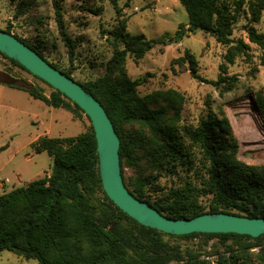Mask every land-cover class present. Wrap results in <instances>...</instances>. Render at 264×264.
Listing matches in <instances>:
<instances>
[{
	"label": "trees",
	"instance_id": "16d2710c",
	"mask_svg": "<svg viewBox=\"0 0 264 264\" xmlns=\"http://www.w3.org/2000/svg\"><path fill=\"white\" fill-rule=\"evenodd\" d=\"M103 1L110 2L119 19L122 9L118 0ZM178 1L187 13V26L181 25L174 35L148 40L144 36L132 37L126 31V20H117L119 22L111 33L113 55L107 63L106 73L95 81L79 84L100 102L114 125L121 140L119 153L124 184L135 198L174 220H190L205 214L264 219V167H251L239 161V145L228 120L210 114L196 127L182 126L179 133L175 124L181 121L184 96L168 90L140 98L137 88L145 80H131L125 67L129 56L143 59L155 47L174 45L197 31L227 46L226 59L233 64L235 57L247 55L250 49L243 41L232 39L233 26L241 14H245L246 8L251 22H259L264 0H235L232 4L227 0ZM54 7L61 37L74 55L76 43L67 33L60 2H55ZM5 32L11 34L9 28ZM247 33L249 41L264 51V33H258L251 26L247 27ZM33 50L45 59L39 51ZM0 56L32 75L16 60L1 52ZM177 62H188L192 77L207 82L198 75L197 61L188 51ZM51 65L60 71L56 65ZM63 73L73 79L70 72ZM6 80V76H1L0 85L8 86ZM207 83L219 88L221 94L232 91L234 87L227 77ZM8 87L27 92L33 99L49 107L64 109L75 117H79V113L85 114L51 86L53 92L49 97L26 81ZM257 103L264 114V99L259 97ZM161 104L164 106L158 110L154 107ZM169 112L173 117L168 116ZM134 125L150 134L147 141L144 142V132L136 138H133L135 134L127 132L126 127ZM143 142L147 149L145 156L155 167L172 160L191 168L195 164H192L190 149H198L206 174L202 177L201 187L192 183L166 190L156 187L153 195H149V189L152 190L149 178L138 175L126 181L125 167H138L139 159L134 156V149ZM5 148H0V152ZM30 148L34 154L47 153L52 158L51 174L0 195V254L8 251L26 260H36L39 264H210L209 260L182 252L179 246L164 238L188 240L198 237L205 242L221 238L243 248L264 247V235L256 239L237 234L175 236L142 226L130 218L103 190L92 125L77 137H40ZM98 194L103 203L97 198ZM203 198L207 199L206 204L201 203ZM207 255L208 258L213 257L212 253ZM261 258L264 261V254ZM216 264H237V261L233 256L228 258L222 254Z\"/></svg>",
	"mask_w": 264,
	"mask_h": 264
},
{
	"label": "rangeland",
	"instance_id": "374dc122",
	"mask_svg": "<svg viewBox=\"0 0 264 264\" xmlns=\"http://www.w3.org/2000/svg\"><path fill=\"white\" fill-rule=\"evenodd\" d=\"M227 1L232 4L235 0ZM55 2H60L67 33L76 43L74 55L61 37ZM118 4L122 9L119 19L110 2L103 0H0V30L5 32L9 28L11 35L39 51L60 71L70 72L78 83H86L106 73L107 63L113 55L111 33L119 22L117 20H126V31L132 37L144 36L148 40L174 35L181 25H188L187 13L178 0H118ZM96 10L101 11L96 13ZM249 26L258 33H264V11L260 21L252 23L246 8L245 14H241L233 26L232 39L243 41L250 47L247 55L235 57L233 64L226 59L229 52L227 46L197 31L174 45L155 47L143 59L129 56L125 67L131 80H145L137 88L140 98L168 90H175L184 96L181 121L175 124L179 133L182 126L196 127L201 119L210 114L218 119H227L239 145V161L261 168L264 167V114L257 100L259 97L264 99V51L249 41ZM187 51L197 61V72L202 79L212 82L227 77L233 82L232 91L221 94L216 86L194 79L189 63L177 62ZM1 76L26 81L47 97L53 92L48 85L0 56ZM163 106L154 107L158 110ZM168 116L173 117V113L169 112ZM91 125L85 114L79 113V117H75L71 112L33 99L27 92L0 85V148L6 146L0 152V195L50 176L53 160L47 153L34 154L29 146L33 141L44 136L77 137L87 132ZM126 130L135 134L133 138L144 132L138 125L127 126ZM143 134L145 142L150 134ZM144 142L134 149V156L139 159L138 167H125L126 181L138 175L149 178L152 183L149 195H153L156 187L166 190L185 183L201 187L202 177L206 174L198 149H190L192 164H195L191 168L172 160L155 167L145 156L147 149ZM97 198L103 203L100 194ZM201 203L206 204L207 199H201ZM164 239L179 246L182 252L209 260L210 264H213L212 257L208 258L207 253L216 258L215 264L222 254L228 258L233 256L237 264H264L261 258L264 247L243 248L221 238L207 242L198 237ZM186 258L189 259L188 255ZM0 264L39 263L5 251L0 254Z\"/></svg>",
	"mask_w": 264,
	"mask_h": 264
},
{
	"label": "water",
	"instance_id": "95a60500",
	"mask_svg": "<svg viewBox=\"0 0 264 264\" xmlns=\"http://www.w3.org/2000/svg\"><path fill=\"white\" fill-rule=\"evenodd\" d=\"M0 52L19 62L32 75L64 94L89 118L97 142L103 190L122 212L140 225L162 233L186 236L199 234H237L259 238L264 235V219L229 214H205L194 219L174 220L163 216L148 203L135 198L126 188L121 172V140L104 107L87 94L82 86L54 68L36 51L15 36L0 30ZM18 79L8 77L6 84L15 86Z\"/></svg>",
	"mask_w": 264,
	"mask_h": 264
},
{
	"label": "built area",
	"instance_id": "2783aa9c",
	"mask_svg": "<svg viewBox=\"0 0 264 264\" xmlns=\"http://www.w3.org/2000/svg\"><path fill=\"white\" fill-rule=\"evenodd\" d=\"M215 260H216V258H215V257H212V258H211V261H212V263H213V264H215V263H214V262H215Z\"/></svg>",
	"mask_w": 264,
	"mask_h": 264
},
{
	"label": "crops",
	"instance_id": "0c3cea01",
	"mask_svg": "<svg viewBox=\"0 0 264 264\" xmlns=\"http://www.w3.org/2000/svg\"><path fill=\"white\" fill-rule=\"evenodd\" d=\"M39 138H40V137H39ZM39 138H38V139H39ZM38 139H36L35 141H37ZM35 141H33L32 143H34ZM32 143H31V144H32ZM31 144H30V145H31ZM30 145H29V146H30Z\"/></svg>",
	"mask_w": 264,
	"mask_h": 264
},
{
	"label": "flooded vegetation",
	"instance_id": "af4514ba",
	"mask_svg": "<svg viewBox=\"0 0 264 264\" xmlns=\"http://www.w3.org/2000/svg\"><path fill=\"white\" fill-rule=\"evenodd\" d=\"M31 49H32V47H31Z\"/></svg>",
	"mask_w": 264,
	"mask_h": 264
}]
</instances>
